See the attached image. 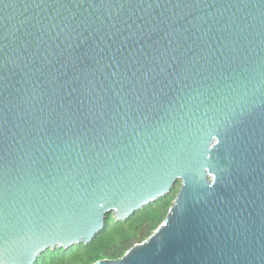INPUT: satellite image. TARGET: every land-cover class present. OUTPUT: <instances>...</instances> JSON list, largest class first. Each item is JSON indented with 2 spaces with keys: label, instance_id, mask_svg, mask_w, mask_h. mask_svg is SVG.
I'll return each instance as SVG.
<instances>
[{
  "label": "water",
  "instance_id": "95a60500",
  "mask_svg": "<svg viewBox=\"0 0 264 264\" xmlns=\"http://www.w3.org/2000/svg\"><path fill=\"white\" fill-rule=\"evenodd\" d=\"M177 180L93 264H264V0H0V264Z\"/></svg>",
  "mask_w": 264,
  "mask_h": 264
},
{
  "label": "trees",
  "instance_id": "16d2710c",
  "mask_svg": "<svg viewBox=\"0 0 264 264\" xmlns=\"http://www.w3.org/2000/svg\"><path fill=\"white\" fill-rule=\"evenodd\" d=\"M180 182L164 196L149 202L124 220L112 212L105 217L103 227L87 243H77L68 249L48 248L37 256L33 264H93L98 259L122 256L135 243L147 238L164 219L173 202Z\"/></svg>",
  "mask_w": 264,
  "mask_h": 264
},
{
  "label": "rangeland",
  "instance_id": "374dc122",
  "mask_svg": "<svg viewBox=\"0 0 264 264\" xmlns=\"http://www.w3.org/2000/svg\"><path fill=\"white\" fill-rule=\"evenodd\" d=\"M176 183H178V184H179V180H177V181H176Z\"/></svg>",
  "mask_w": 264,
  "mask_h": 264
}]
</instances>
